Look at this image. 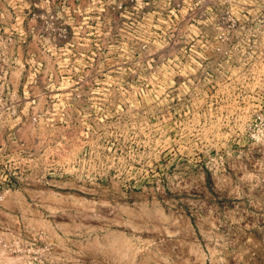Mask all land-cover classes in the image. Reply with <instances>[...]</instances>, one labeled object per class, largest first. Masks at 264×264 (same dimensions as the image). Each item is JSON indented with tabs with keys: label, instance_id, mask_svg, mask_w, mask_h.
Returning a JSON list of instances; mask_svg holds the SVG:
<instances>
[{
	"label": "rangeland",
	"instance_id": "374dc122",
	"mask_svg": "<svg viewBox=\"0 0 264 264\" xmlns=\"http://www.w3.org/2000/svg\"><path fill=\"white\" fill-rule=\"evenodd\" d=\"M41 14L66 36L23 37ZM32 237L49 264H264V0H0V264Z\"/></svg>",
	"mask_w": 264,
	"mask_h": 264
},
{
	"label": "built area",
	"instance_id": "2783aa9c",
	"mask_svg": "<svg viewBox=\"0 0 264 264\" xmlns=\"http://www.w3.org/2000/svg\"><path fill=\"white\" fill-rule=\"evenodd\" d=\"M14 24L12 22L7 27L9 31L4 34L6 37H13ZM19 27H21L22 36L30 39L37 37L61 39L67 33L65 26L51 14L31 16L24 22V25H19ZM13 183L9 182L7 186L13 187ZM10 246L12 247L11 250L17 253L16 259L19 264H49L50 262L48 246L34 237L27 238L24 242L14 241Z\"/></svg>",
	"mask_w": 264,
	"mask_h": 264
}]
</instances>
